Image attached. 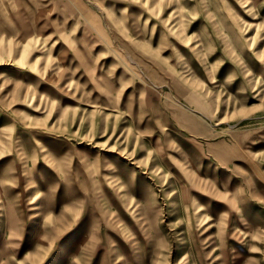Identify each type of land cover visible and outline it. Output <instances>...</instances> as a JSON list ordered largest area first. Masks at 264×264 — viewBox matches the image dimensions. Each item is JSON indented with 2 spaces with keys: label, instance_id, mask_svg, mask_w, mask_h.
Returning a JSON list of instances; mask_svg holds the SVG:
<instances>
[{
  "label": "rangeland",
  "instance_id": "374dc122",
  "mask_svg": "<svg viewBox=\"0 0 264 264\" xmlns=\"http://www.w3.org/2000/svg\"><path fill=\"white\" fill-rule=\"evenodd\" d=\"M263 60L264 0H0V264H264Z\"/></svg>",
  "mask_w": 264,
  "mask_h": 264
},
{
  "label": "bare ground",
  "instance_id": "6f19581e",
  "mask_svg": "<svg viewBox=\"0 0 264 264\" xmlns=\"http://www.w3.org/2000/svg\"><path fill=\"white\" fill-rule=\"evenodd\" d=\"M162 2V1H161ZM179 3V2H178ZM253 3H254V1H253ZM181 5V4H180ZM159 6V5H158ZM227 14V13H226ZM230 24V23H229ZM254 41V40H253ZM248 43V42H247ZM252 44H253V42H252ZM246 46V45H245ZM249 52V51H248ZM246 55V54H245ZM256 56V55H255ZM253 58V57H252ZM263 59V58H262ZM262 62V61H261ZM263 62H264V60H263ZM254 64H256V63H254ZM260 69H261V67H260ZM261 71H264V70H262L261 69ZM186 118V117H185ZM192 119V118H191ZM190 119V120H191ZM194 121V120H193ZM196 200V199H195ZM132 202H134V201H132ZM194 203H195V201H193ZM201 206H202V204H201ZM149 208H150V206H149ZM152 209H153V207H152ZM257 211V210H256ZM199 212H201V211H199ZM198 212V213H199ZM239 214V213H238ZM203 216V215H202ZM243 216V215H242ZM236 221V220H235ZM35 223V222H34ZM237 223V222H236ZM35 225V224H34ZM235 226L237 225V224H234ZM254 225V224H253ZM263 226V225H262ZM238 228H240V227H238ZM240 231V230H239ZM117 249V248H116ZM120 252V251H119ZM117 254V253H116ZM121 254V253H120ZM119 255V254H118ZM117 258V257H116Z\"/></svg>",
  "mask_w": 264,
  "mask_h": 264
}]
</instances>
